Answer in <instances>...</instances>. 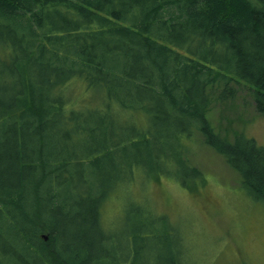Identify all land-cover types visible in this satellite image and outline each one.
I'll list each match as a JSON object with an SVG mask.
<instances>
[{"label":"trees","instance_id":"1","mask_svg":"<svg viewBox=\"0 0 264 264\" xmlns=\"http://www.w3.org/2000/svg\"><path fill=\"white\" fill-rule=\"evenodd\" d=\"M240 84L264 116V0H0V264H138L157 237L165 243L153 248L157 264H191L174 232L159 237L147 220L132 229V242L142 245L127 239L115 245L119 253L101 233L103 259L90 255V236L136 165L149 178L185 171L182 184L200 183L183 133L199 131L240 174L245 193L264 203V146L241 134L223 140L204 114L209 92L225 102ZM117 131L128 146L117 144ZM154 132L171 149L166 164L149 148L159 141ZM121 150L122 171L114 162ZM67 184L57 206L55 187ZM85 207L97 210L96 226L71 232L43 218Z\"/></svg>","mask_w":264,"mask_h":264},{"label":"rangeland","instance_id":"2","mask_svg":"<svg viewBox=\"0 0 264 264\" xmlns=\"http://www.w3.org/2000/svg\"><path fill=\"white\" fill-rule=\"evenodd\" d=\"M235 88L237 94L234 99L225 102L218 100L216 90L209 92L204 114L213 131L223 140L233 142L241 134L264 146V116L255 108L253 92L242 84L235 85ZM85 91V86L79 84L74 94L81 98ZM83 102L85 104L86 99ZM86 104L87 107L96 105L91 101ZM121 117L124 124L134 121L129 116ZM135 117L139 125L147 124V128L149 123H146L144 116L136 113ZM122 125L118 117L117 126ZM145 131L147 134L148 130ZM116 133H120L116 138L117 144L121 148L128 146L129 143L121 142L122 133ZM153 135L151 138H157L159 141L157 143L151 139V153L159 163L170 162L165 157L171 150L163 145L167 143L165 138ZM77 138L81 136L72 135L75 146H78ZM181 144L187 148L185 156L189 165L200 172V183L194 180L188 185L182 184L185 171H181V174L177 172L176 175L155 174L149 178V171L145 172L140 165L134 166L133 181L129 184L125 182V178L124 182L120 181L119 186L114 189L117 193L112 194L103 205V226L101 222L99 227H95V233L90 236V242L93 244L90 255L93 258H102L100 255L103 248L98 243L101 233L107 237L106 243L112 252L116 250L115 245L123 246V243H129L127 239L130 240L129 247L141 246L138 241L135 244L132 242V229H136L139 222L147 220L149 229L159 237L173 231L174 234L170 233L173 235L171 240L175 246L183 248L185 253L190 255L191 264H264L263 201L245 193L241 188L240 174L231 168L222 154L205 143L199 131H194L193 135L183 133ZM130 150H127L128 156H132ZM119 154L114 157V162L119 164V167H116L122 171V168L126 169L127 158L125 159L123 150ZM174 166L170 163L168 169ZM55 189L57 200L60 199L57 204L59 206L66 199L64 192L71 190L72 186L59 185ZM72 192L74 197L79 196L76 191H71L69 195H72ZM129 195L131 201L128 199ZM144 201L148 205L143 204ZM96 211L88 207L62 212L57 209L55 218L51 213L47 216L46 212L43 218L49 223L51 220L53 227L62 224V230L66 228L72 232L76 228L75 225L81 224L83 228L96 226ZM68 230L66 235L70 234ZM162 239H150L147 243L150 249L143 252L142 260L138 264H157V252L153 248L157 243L159 248L165 245ZM116 252L119 253L117 250ZM159 264H163L162 259Z\"/></svg>","mask_w":264,"mask_h":264}]
</instances>
